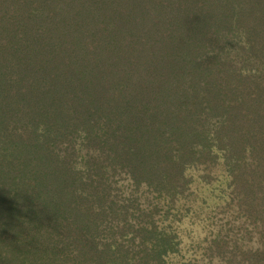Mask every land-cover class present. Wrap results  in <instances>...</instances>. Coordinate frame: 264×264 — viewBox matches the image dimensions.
<instances>
[{"label":"trees","instance_id":"trees-1","mask_svg":"<svg viewBox=\"0 0 264 264\" xmlns=\"http://www.w3.org/2000/svg\"><path fill=\"white\" fill-rule=\"evenodd\" d=\"M0 264H264V0H0Z\"/></svg>","mask_w":264,"mask_h":264}]
</instances>
